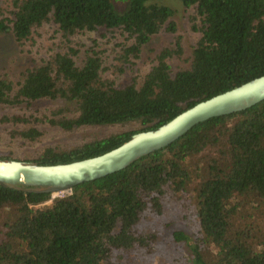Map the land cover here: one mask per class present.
<instances>
[{
    "label": "trees",
    "instance_id": "1",
    "mask_svg": "<svg viewBox=\"0 0 264 264\" xmlns=\"http://www.w3.org/2000/svg\"><path fill=\"white\" fill-rule=\"evenodd\" d=\"M156 1L0 0L1 34L22 46L46 25L58 34L48 57L26 68L17 84L0 76V109L8 110L0 113V143L34 145L42 125L72 132L135 124L69 147L0 153V160L48 165L97 156L264 74V0H180L199 33L188 66L171 65L179 46L163 48L142 76L118 84L108 74L133 70L142 47L174 13ZM101 30L125 39L115 63L92 48L83 52L76 40ZM247 198L251 218L242 213ZM168 209H179L180 221L183 210L192 213L204 236L188 244L174 231L171 242L188 244L187 257L175 264H264V100L202 121L60 196L0 185V264H148ZM205 242L214 255H203Z\"/></svg>",
    "mask_w": 264,
    "mask_h": 264
},
{
    "label": "rangeland",
    "instance_id": "2",
    "mask_svg": "<svg viewBox=\"0 0 264 264\" xmlns=\"http://www.w3.org/2000/svg\"><path fill=\"white\" fill-rule=\"evenodd\" d=\"M156 2L169 6L173 9L174 13L165 27L160 32L153 35L142 47L133 70L128 68L121 75L116 73L118 76L111 73L108 74L112 78L114 77L118 84L124 85L129 83L134 75L142 76L155 62L157 54L163 48L176 49L177 46L180 47L181 54L171 60L173 68L187 67L189 64V58L193 46L199 37V33H197L192 27L190 16L191 9L183 6L180 0H159ZM118 7L122 8L123 5L118 4ZM171 22L175 25L174 31L167 29V26L170 25ZM102 31L103 30L96 33L78 35L76 40L83 45V52L92 48L103 55L107 64H110L111 62L115 63L116 57H118L120 48L123 46L125 39L118 31H105V33H102ZM57 38L58 34L55 33L54 26L49 25L41 28L39 30V35H35L33 40L28 42L29 44L27 46L20 45L11 34L0 33V76H7L14 82V84H17L20 74L26 68L39 64L43 59L48 57V52L54 49V46L57 43ZM7 111L8 110L0 109V113ZM134 127L135 124L130 123L112 127H90L74 130L72 132H63L58 128L42 125L39 128L43 130V136L34 145L23 146L22 141H15L14 143L3 142L0 143V153L14 151L18 154L25 150H41L47 146L69 147L102 137L112 132H121ZM55 196L60 195L58 193L51 194L52 198ZM250 199L251 198L244 199L242 202V213L249 218H251L250 216L252 215V209L249 204L252 199ZM48 204L49 202L46 205ZM183 211L184 219L180 221L175 220L181 218L179 209H175L172 215L171 209L166 210L163 222L167 223V225L162 227V232L159 233L160 240L162 238V241L159 240L160 242L155 247V250H157L155 255L157 256L149 258L148 264H175V262L181 261V259L187 257V255H185L188 249L187 245L195 243L196 237L204 239V236L197 232L198 229L195 225V216L186 210ZM2 221L3 219L0 216V222ZM243 225L244 224L240 226ZM174 231L184 232L187 236L188 244L171 242V236ZM200 250L203 255H214V253H216V251L212 250V246L206 242ZM207 251H211L212 253L207 254Z\"/></svg>",
    "mask_w": 264,
    "mask_h": 264
},
{
    "label": "water",
    "instance_id": "3",
    "mask_svg": "<svg viewBox=\"0 0 264 264\" xmlns=\"http://www.w3.org/2000/svg\"><path fill=\"white\" fill-rule=\"evenodd\" d=\"M262 100L264 74L196 103L155 129L134 133L119 146L97 156L48 165L0 160V185L49 194L64 192L124 169L138 158L171 144L202 121L244 110Z\"/></svg>",
    "mask_w": 264,
    "mask_h": 264
},
{
    "label": "built area",
    "instance_id": "4",
    "mask_svg": "<svg viewBox=\"0 0 264 264\" xmlns=\"http://www.w3.org/2000/svg\"><path fill=\"white\" fill-rule=\"evenodd\" d=\"M57 193H58L59 195H62L63 192H57ZM53 194H55V193H53Z\"/></svg>",
    "mask_w": 264,
    "mask_h": 264
}]
</instances>
